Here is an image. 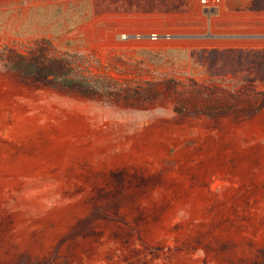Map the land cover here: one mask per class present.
Returning a JSON list of instances; mask_svg holds the SVG:
<instances>
[{
    "label": "rangeland",
    "instance_id": "1",
    "mask_svg": "<svg viewBox=\"0 0 264 264\" xmlns=\"http://www.w3.org/2000/svg\"><path fill=\"white\" fill-rule=\"evenodd\" d=\"M193 2L0 0V49L117 83L88 95L0 59V264H264V48L118 36Z\"/></svg>",
    "mask_w": 264,
    "mask_h": 264
},
{
    "label": "built area",
    "instance_id": "2",
    "mask_svg": "<svg viewBox=\"0 0 264 264\" xmlns=\"http://www.w3.org/2000/svg\"><path fill=\"white\" fill-rule=\"evenodd\" d=\"M140 20L119 32L133 48H264V12L227 7L223 0H194L190 6L135 14Z\"/></svg>",
    "mask_w": 264,
    "mask_h": 264
},
{
    "label": "trees",
    "instance_id": "3",
    "mask_svg": "<svg viewBox=\"0 0 264 264\" xmlns=\"http://www.w3.org/2000/svg\"><path fill=\"white\" fill-rule=\"evenodd\" d=\"M67 57L73 58V55L50 58L45 64V59L41 58V52L37 49L27 53L0 49V59L9 70L24 77H37L54 87L96 95L102 93L103 89L109 93L117 86L112 74L86 71L79 60Z\"/></svg>",
    "mask_w": 264,
    "mask_h": 264
}]
</instances>
